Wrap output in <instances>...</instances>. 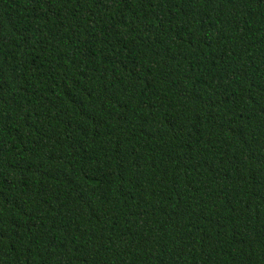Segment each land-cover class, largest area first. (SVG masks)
<instances>
[{"label": "trees", "instance_id": "16d2710c", "mask_svg": "<svg viewBox=\"0 0 264 264\" xmlns=\"http://www.w3.org/2000/svg\"><path fill=\"white\" fill-rule=\"evenodd\" d=\"M0 264H264V0H0Z\"/></svg>", "mask_w": 264, "mask_h": 264}]
</instances>
